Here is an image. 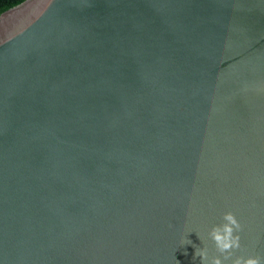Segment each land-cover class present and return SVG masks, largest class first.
<instances>
[{"label": "water", "instance_id": "95a60500", "mask_svg": "<svg viewBox=\"0 0 264 264\" xmlns=\"http://www.w3.org/2000/svg\"><path fill=\"white\" fill-rule=\"evenodd\" d=\"M228 212L264 257V0L0 14V264L223 259Z\"/></svg>", "mask_w": 264, "mask_h": 264}, {"label": "clouds", "instance_id": "9594fccd", "mask_svg": "<svg viewBox=\"0 0 264 264\" xmlns=\"http://www.w3.org/2000/svg\"><path fill=\"white\" fill-rule=\"evenodd\" d=\"M223 221V224L213 227L209 233L223 259L215 257L209 261L207 249H199L196 250L195 257L200 258L201 264H225L227 261H231V264H264V257L233 259L234 250H239L241 247V237L237 233L242 231V225L231 212L223 216Z\"/></svg>", "mask_w": 264, "mask_h": 264}, {"label": "trees", "instance_id": "16d2710c", "mask_svg": "<svg viewBox=\"0 0 264 264\" xmlns=\"http://www.w3.org/2000/svg\"><path fill=\"white\" fill-rule=\"evenodd\" d=\"M25 0H0V14L21 4Z\"/></svg>", "mask_w": 264, "mask_h": 264}]
</instances>
